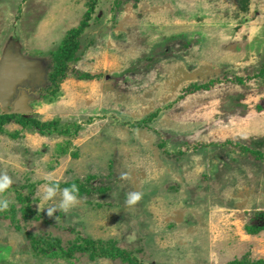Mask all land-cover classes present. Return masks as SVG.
<instances>
[{
  "label": "rangeland",
  "instance_id": "rangeland-1",
  "mask_svg": "<svg viewBox=\"0 0 264 264\" xmlns=\"http://www.w3.org/2000/svg\"><path fill=\"white\" fill-rule=\"evenodd\" d=\"M87 14L47 90L51 54ZM6 49L36 63L22 116L57 123L45 136L15 119L0 130L12 181L0 264L264 261V230L246 231L264 225V0H0V59ZM48 174L77 185V206L38 209ZM130 191L143 194L134 206ZM85 238L133 260L56 251Z\"/></svg>",
  "mask_w": 264,
  "mask_h": 264
},
{
  "label": "trees",
  "instance_id": "trees-1",
  "mask_svg": "<svg viewBox=\"0 0 264 264\" xmlns=\"http://www.w3.org/2000/svg\"><path fill=\"white\" fill-rule=\"evenodd\" d=\"M88 20L89 15L87 14L85 15L83 22L77 28L68 31L61 45H59L57 49L51 54V56L53 57V63L49 67L50 69L45 76L48 84L46 87L47 90L55 89L57 87L58 80H61L66 76L68 65L76 59V53L79 48L78 38L80 37L84 29L88 26ZM12 119L18 120L22 126H31L35 128L37 130V133L42 136H45L49 132H52L51 130H56V121L40 122L30 119L29 117H23L22 115L14 114L0 115V130H2V127L6 122ZM62 132L65 134H69L67 132V128L63 129ZM65 186L68 187L70 186V184H65ZM80 192L81 191L78 190V193ZM29 211L24 209L25 214H27ZM262 230H264V225L246 227V231L250 234H256ZM56 242L58 241L56 240L55 243ZM56 251L61 252L60 256L63 255L67 258H70L74 253H78L79 255H88V258L90 260H93L97 257L107 258L112 261L121 260V262H131L133 260L132 256H129L127 252L116 246L113 241L103 242L101 240H94L89 238L80 239L78 243H72L70 247H68L67 251H63L61 247L57 246ZM229 264H264V261H251L248 259H241L238 261H233Z\"/></svg>",
  "mask_w": 264,
  "mask_h": 264
},
{
  "label": "water",
  "instance_id": "water-1",
  "mask_svg": "<svg viewBox=\"0 0 264 264\" xmlns=\"http://www.w3.org/2000/svg\"><path fill=\"white\" fill-rule=\"evenodd\" d=\"M37 72L36 63L13 49H6L0 59V106L4 113L25 115L31 112L26 104L27 95L18 92L19 86L32 80Z\"/></svg>",
  "mask_w": 264,
  "mask_h": 264
},
{
  "label": "clouds",
  "instance_id": "clouds-1",
  "mask_svg": "<svg viewBox=\"0 0 264 264\" xmlns=\"http://www.w3.org/2000/svg\"><path fill=\"white\" fill-rule=\"evenodd\" d=\"M120 178L122 180H127L129 179V174L127 172H121ZM45 181V183L39 185L40 204L45 206L41 209L38 205V209L45 210L49 217L53 216L57 211L67 212L79 204L80 200L76 184L64 188H58L50 174L45 176ZM11 183L12 181L7 174L0 173V193H4L9 189ZM112 195L115 194L113 193ZM142 195L143 194L139 191H130L126 194L124 203L128 206H134L140 201ZM9 206L10 201L3 196H0V212L6 211Z\"/></svg>",
  "mask_w": 264,
  "mask_h": 264
}]
</instances>
